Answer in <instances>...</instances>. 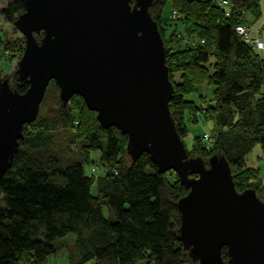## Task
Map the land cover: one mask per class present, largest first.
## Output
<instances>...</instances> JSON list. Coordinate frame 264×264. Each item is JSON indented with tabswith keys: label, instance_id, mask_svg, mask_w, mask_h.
<instances>
[{
	"label": "trees",
	"instance_id": "trees-1",
	"mask_svg": "<svg viewBox=\"0 0 264 264\" xmlns=\"http://www.w3.org/2000/svg\"><path fill=\"white\" fill-rule=\"evenodd\" d=\"M259 1L230 0L225 8L217 0H154L150 7L164 40L168 3L180 26L174 33L177 46L165 44L176 129L183 139L186 121L211 119L212 135L196 136L189 156L208 160L215 152L224 155L238 191L261 185L246 157L256 144L264 155V48L245 42L235 30L239 24L251 28L246 16L261 13ZM24 9L21 0H14L2 13L13 22ZM260 26L251 30L264 41V23ZM52 82L37 118L24 125L18 151L0 181V264H49L66 237L72 238L68 264H196L177 238V201L188 191L177 175L159 172L147 153L131 162L127 136L102 127L79 95L65 105L58 100V109L49 115L47 95L57 90ZM204 83L213 87L208 100L200 92ZM27 87L17 80L12 89L22 93ZM75 107L86 110L94 123L83 132L84 119L77 121L84 147L76 153L69 151L73 133L64 131ZM89 151L100 152L103 174H86ZM89 158L94 162L91 154ZM258 195L264 201V190ZM222 256L226 261V249Z\"/></svg>",
	"mask_w": 264,
	"mask_h": 264
},
{
	"label": "water",
	"instance_id": "water-1",
	"mask_svg": "<svg viewBox=\"0 0 264 264\" xmlns=\"http://www.w3.org/2000/svg\"><path fill=\"white\" fill-rule=\"evenodd\" d=\"M21 1L13 24L25 47L14 75L28 87L21 93L0 75V181L54 81L64 105L79 95L102 127L127 136L131 162L147 153L188 189L177 201V238L194 263L264 264V201L254 188L236 189L224 155L189 156L176 129L154 0Z\"/></svg>",
	"mask_w": 264,
	"mask_h": 264
},
{
	"label": "rangeland",
	"instance_id": "rangeland-1",
	"mask_svg": "<svg viewBox=\"0 0 264 264\" xmlns=\"http://www.w3.org/2000/svg\"><path fill=\"white\" fill-rule=\"evenodd\" d=\"M13 1L14 0H0V75L2 79L6 77L9 79V85L11 86V88H14L17 83L16 76L14 75V73L17 69L18 61L21 58L24 47H25L24 37L22 33L19 32L18 29L14 26L13 22L8 21L2 13V11L6 9L7 6ZM227 1L230 2V0H227ZM259 10H261V13H258V14L255 13L252 15L248 14V16H251L249 17V20L252 21V24L256 25L259 23L255 27H251L253 30L260 27L261 25L260 21L263 22L262 20H264V0L259 1ZM164 15L166 16L168 20H170L168 24L166 25L164 24L162 26L163 28L162 30H164V33H165V40L163 39L164 45L166 44L167 46H174L179 43L178 41L175 40L174 33L176 30L177 31L180 30V26L179 24L175 25V22L171 17L170 3L166 5L164 9ZM41 36L42 34L40 33L37 35V38L40 39ZM178 75H179L178 73L174 74L176 79ZM49 84L52 86L53 82L51 81ZM212 89H213L212 86H209L208 84L205 85L204 83L200 88V92L205 94L208 100L210 99ZM197 94H191L188 96L198 101ZM47 96H48V99L46 102L45 111H48L47 113L50 115L53 113V111L56 112V110L58 109V100L60 101L59 88L57 87L56 91L50 92ZM73 104L74 102L70 103V106L73 107ZM72 112H73V116H72L73 119L71 122V126L68 129H64V131H69L70 133H73L74 142H71L72 145L69 146V151L76 153V152L82 151L84 147L83 138L78 136L77 121L79 122L80 120H82V118L84 119V125L82 124V128H81L83 132L85 131L84 129L91 127V125L94 123H93V120H91L92 117L89 114H87L86 110L83 113H81L79 112V109L75 107V109L73 108ZM85 119L87 120L86 123H85ZM186 126H187V133L185 137L183 138V142L185 143V147L187 148V150H191L193 142H194V138L196 136H200V135L202 136L207 133L208 135H212L214 123L211 119H208V118L207 119L198 118L196 122L186 121ZM59 131L61 133L63 130H57V132ZM59 138L60 140H62V142H65L64 136H63V139H62V136H60ZM203 138L207 139L205 135L203 136ZM56 144L59 145L58 140ZM62 152H65L66 154V150ZM216 153L217 152H215V154ZM90 154L94 162L90 160L89 158ZM198 156H200L202 159L207 161V158L203 157L200 154L196 156H192V157H198ZM99 157H100V152L98 151H91V153L89 151L86 154V159L84 158L85 160H87L88 158V160L86 161L84 165L86 174H90L95 177V176H98L104 173L105 171L104 167L102 165H99V162H98ZM246 159H247L248 167H250L252 170H254L259 175L261 185L258 183V187L256 189L259 191L258 194L260 193L263 195L264 155L262 154L259 144H256L255 146L252 147V149L247 154ZM256 168H258V170ZM252 176H253L251 180L252 186H256L257 185L256 183L258 182L257 177L255 175H252ZM249 188H253V187H249ZM61 243L64 244L63 249L59 251L56 255L50 258L49 264H68L67 262L68 252L67 251L70 250L72 247V238L66 237Z\"/></svg>",
	"mask_w": 264,
	"mask_h": 264
},
{
	"label": "built area",
	"instance_id": "built-area-1",
	"mask_svg": "<svg viewBox=\"0 0 264 264\" xmlns=\"http://www.w3.org/2000/svg\"><path fill=\"white\" fill-rule=\"evenodd\" d=\"M217 4L225 8L230 6V2H228L227 0H217ZM172 16L176 17V13L174 12ZM260 27H258V29H261ZM235 30L244 39L245 42L254 45L257 49L264 48V41L259 37L257 33L253 32L251 28L239 24L235 27ZM206 138L208 139L209 137L206 135Z\"/></svg>",
	"mask_w": 264,
	"mask_h": 264
},
{
	"label": "crops",
	"instance_id": "crops-1",
	"mask_svg": "<svg viewBox=\"0 0 264 264\" xmlns=\"http://www.w3.org/2000/svg\"><path fill=\"white\" fill-rule=\"evenodd\" d=\"M251 15H252V14H251ZM249 17H251V16H248V15L246 16V19H247L246 21H247V23H248L251 27H255L256 25L259 24V23L256 24V25H255V24H252V21L249 20ZM262 21H263V22L260 21L261 24L264 23V20H262Z\"/></svg>",
	"mask_w": 264,
	"mask_h": 264
}]
</instances>
